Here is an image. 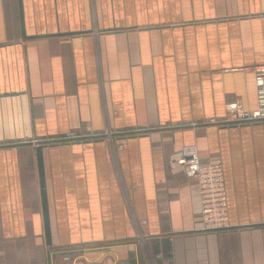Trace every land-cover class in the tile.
Returning a JSON list of instances; mask_svg holds the SVG:
<instances>
[{"label":"crops","instance_id":"0c3cea01","mask_svg":"<svg viewBox=\"0 0 264 264\" xmlns=\"http://www.w3.org/2000/svg\"><path fill=\"white\" fill-rule=\"evenodd\" d=\"M21 1L55 35L0 0V264H264V122L222 123L256 106L264 0ZM187 143L227 229H201Z\"/></svg>","mask_w":264,"mask_h":264},{"label":"built area","instance_id":"2783aa9c","mask_svg":"<svg viewBox=\"0 0 264 264\" xmlns=\"http://www.w3.org/2000/svg\"><path fill=\"white\" fill-rule=\"evenodd\" d=\"M248 68L254 75L256 106L251 110H246L236 100H229L225 103L226 117L222 123L264 122V64ZM175 163L186 177L194 178L197 182L201 229L218 231L229 228L227 197L221 164L218 161H201L196 143L182 145L178 150Z\"/></svg>","mask_w":264,"mask_h":264},{"label":"water","instance_id":"95a60500","mask_svg":"<svg viewBox=\"0 0 264 264\" xmlns=\"http://www.w3.org/2000/svg\"><path fill=\"white\" fill-rule=\"evenodd\" d=\"M17 2H18V10H19L20 32H21L22 39L55 35V34L27 35L24 29L22 1L17 0ZM36 150H37V164H38V175H39L45 243L49 245L51 243L50 226H49L48 206H47V197H46V189H45V181H44V170H43V159H42V154H41V146H37Z\"/></svg>","mask_w":264,"mask_h":264},{"label":"rangeland","instance_id":"374dc122","mask_svg":"<svg viewBox=\"0 0 264 264\" xmlns=\"http://www.w3.org/2000/svg\"><path fill=\"white\" fill-rule=\"evenodd\" d=\"M78 257H81V256H78Z\"/></svg>","mask_w":264,"mask_h":264}]
</instances>
